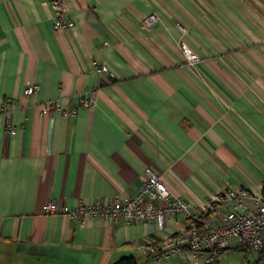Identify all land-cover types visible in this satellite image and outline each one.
<instances>
[{
  "label": "crops",
  "instance_id": "crops-1",
  "mask_svg": "<svg viewBox=\"0 0 264 264\" xmlns=\"http://www.w3.org/2000/svg\"><path fill=\"white\" fill-rule=\"evenodd\" d=\"M66 3L75 25L64 31L50 0H0V264H113L129 255L206 264L139 251L186 232L183 215L163 227L80 222L43 206L129 199L148 167L192 204L223 184L263 194L264 0ZM153 13L157 22L144 28ZM34 83L40 90L25 95ZM84 95L97 103L83 107ZM52 103L77 114H42Z\"/></svg>",
  "mask_w": 264,
  "mask_h": 264
},
{
  "label": "built area",
  "instance_id": "built-area-1",
  "mask_svg": "<svg viewBox=\"0 0 264 264\" xmlns=\"http://www.w3.org/2000/svg\"><path fill=\"white\" fill-rule=\"evenodd\" d=\"M56 12L54 27L56 30H70L74 20L66 0H50ZM156 13L143 20V27L150 29L157 22ZM184 34L188 32L181 27ZM182 48L189 62L196 63L198 55L194 54L185 42ZM101 71H107L105 65ZM40 90V84L29 85L25 95L31 96ZM83 107L94 106L95 96H82ZM15 100L7 99L6 108L12 110ZM49 110L61 112L64 116H75L77 108L64 109L56 103L42 106V114ZM8 130L15 133L17 128L8 125ZM45 214H63L73 220L85 222L89 218H102L115 222L155 221L160 227L166 219L183 215L189 222L184 233H176L163 244H152L139 248L141 253L152 260H161L174 256H193L203 258L206 264L215 263L219 256L229 248L247 247L260 250L264 247V196L244 188H234L223 184L220 191L204 204H192L176 195L164 182L163 175L148 167L145 181L129 199L115 197L103 203L90 204L84 201L70 207L65 202L51 201L43 206ZM186 264H194L190 260Z\"/></svg>",
  "mask_w": 264,
  "mask_h": 264
},
{
  "label": "rangeland",
  "instance_id": "rangeland-1",
  "mask_svg": "<svg viewBox=\"0 0 264 264\" xmlns=\"http://www.w3.org/2000/svg\"><path fill=\"white\" fill-rule=\"evenodd\" d=\"M263 250L264 247L252 252H226L220 255V264H264V255L260 256Z\"/></svg>",
  "mask_w": 264,
  "mask_h": 264
},
{
  "label": "trees",
  "instance_id": "trees-1",
  "mask_svg": "<svg viewBox=\"0 0 264 264\" xmlns=\"http://www.w3.org/2000/svg\"><path fill=\"white\" fill-rule=\"evenodd\" d=\"M262 193L264 194V187H263ZM231 250L234 251V252H243V251L244 252H252V251H256L254 249L247 248V247H235V248H232ZM263 255H264V250L261 252L260 256L262 257ZM217 261L215 263H212V264H216ZM113 264H139V263H138V261H137L135 256L129 255V256L121 257L119 260H117Z\"/></svg>",
  "mask_w": 264,
  "mask_h": 264
}]
</instances>
